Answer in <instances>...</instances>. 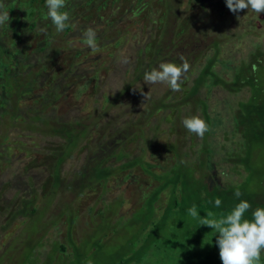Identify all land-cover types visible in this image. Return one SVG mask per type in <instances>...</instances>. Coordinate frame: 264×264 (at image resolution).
Returning <instances> with one entry per match:
<instances>
[{"label":"trees","instance_id":"obj_1","mask_svg":"<svg viewBox=\"0 0 264 264\" xmlns=\"http://www.w3.org/2000/svg\"><path fill=\"white\" fill-rule=\"evenodd\" d=\"M142 1L136 0L134 5H132L133 3L130 5L131 0H85L78 9L76 8L79 17L73 25L102 26L105 27L104 31L107 33L102 42L100 39H102L103 34L96 35L99 50L92 55L96 56V61L90 74L83 81L78 79L77 66L88 63L90 59L91 49L85 44L80 43L77 47H73L70 46L71 43H66L58 33H50L48 35L49 40L44 41L45 39L41 38L45 46L42 47V42L36 40L35 48L29 49L31 53L29 55L28 50L25 49L27 46L21 45L19 48L17 43L21 41H17L7 26H0V107L13 112L20 100L34 97L39 101L41 108L35 117L38 125L33 124V127L50 139V146L45 152V154L50 153L49 159L44 157L47 163L32 161L27 166L28 169L32 170L40 168L43 175L42 183L33 172L30 175V183L21 184L28 190L22 188L20 191L14 185L10 186V184L4 183L0 192L5 194H0V200L8 205H4L0 211L2 210V213H18L13 214V216H24L31 209L32 215H36L35 211L37 210L46 209L55 214L60 213V219L63 211H57L50 205L51 202L54 203L52 194L57 191L60 193V200H57L61 205H66L65 209L69 212L66 217V222L69 225L68 236L76 215L70 213L71 205H68L66 201L69 198L64 195V188L68 187L72 190L71 194L75 196V187H78L76 184H84L88 176L107 181L111 177H117L129 167L140 165L148 172L151 169V178L162 182L149 197L153 209L156 198L161 192L166 191L169 199L168 201L165 200L162 210L163 217L161 216L159 220H153V213H150V219L146 222L143 221V227L140 229L141 235L144 236L143 241L145 239L144 246L129 250L128 243H126L119 247L118 252L121 261L117 260V263L122 264L129 251L132 257L136 258V260H132V264H144L140 259L143 257L147 259L146 252L152 251L154 253V251L157 252L156 250L164 248L168 251L169 258L175 261V264L184 262L192 264L194 261L198 264H222L219 258V248L215 247L217 233L207 226H201L199 220L188 214V209L196 205L197 211L204 210L203 213L200 212L202 218H206V213L211 211L214 214L213 218L219 219L241 201H247L251 208L245 213V219L251 220L253 211L264 207V169L257 166L255 159L256 154L259 160H264V53L260 51L257 44H254L247 56L236 60V62L224 58L223 50L225 44L227 45L229 42L226 39L204 41L199 34L203 28L199 25L200 28L192 25L193 20L201 19L199 13L193 15L194 18L192 13L191 16L174 22L170 31L171 38L166 43L164 39L171 28L169 25L172 26V24L165 21L163 27L160 24L154 25L153 18H151L152 10L147 4L151 1L147 0L145 3ZM123 4H129L131 8L129 5L124 7ZM45 5L46 0H14V2L11 1L7 4L5 11L14 15L16 8L22 6L27 10L28 16H34L38 10V16H42L41 10H44ZM139 5L140 9L135 10V7ZM165 5L167 4L165 3ZM73 7V0H66V7L61 11H69ZM167 9L171 10L172 8L167 7ZM132 15L136 16V19L146 21L145 28L141 32L148 39L144 40L145 43H137L134 50L137 58L136 64L131 72L127 71L124 83L117 87L118 90L99 94L96 92V88L100 80L99 74L102 71L103 55L101 53H107L106 55L111 58L114 67L111 79L114 80L120 64L124 61L118 58L114 50L122 40L121 38H125L130 32L129 27L138 21H134ZM36 27L35 22L29 25L34 38L38 35L33 30ZM50 27L55 30V26L51 22L48 24V28ZM70 27L71 25L62 34L66 35L70 31ZM193 29H196L197 35ZM172 50L174 56L159 62V59L168 55V52ZM44 51L48 52L47 64H37L36 60L37 65L34 67L33 54ZM182 56L190 65L189 71L184 74L180 82L181 90L189 93L187 99L182 101L179 91L173 92L168 86L164 87L160 98L152 102L149 101L146 107L156 116L155 127L157 131H154L153 137L147 140L148 132L144 129L145 124L150 119L149 116L144 120L132 121L127 129H123L122 136L127 139L125 143L136 140V134L139 132L144 134L143 141L150 145L149 148L147 147L145 155L146 147L139 148V154L130 159L129 150L122 149L124 144L119 145L116 142L118 139L115 137V143H106L110 134L104 136L102 135L103 131L99 133L95 132L94 129L96 124L98 127H103L102 125L99 126V121L95 123L97 119H100L102 124L106 123L103 111L108 117L111 109H117L118 105L123 103L125 95L131 90L134 82L140 81L145 72H150L153 65H159L162 62L180 65ZM63 60L64 63L60 66ZM192 63L195 64L191 65ZM217 66H220V71L216 70ZM227 72H229L228 75ZM127 75H130V79L133 76V79L126 80ZM187 81L191 83V87L183 89L182 84ZM218 85L228 93V97H233L236 94V103L231 107L232 115L229 119L232 128L222 136V140L226 139L227 141L223 160L231 164V172L222 171V174L225 176L240 175L244 177V180L240 184L229 187L217 185L211 179V175L195 176L197 171L201 174L199 169L204 162V156L206 160L210 161L219 151L218 148L223 146L222 140H215L223 121L216 116H211L206 111V100L199 97V95L201 96L200 90H209ZM42 87H44L42 94H37L36 91ZM71 89L76 90L75 92H86L90 99H94V102L96 97L102 103L100 114L95 115L98 112L95 110L90 119L75 118L70 121L54 117V112L51 109L55 107V102L59 97L62 99L64 94ZM242 92L243 95L239 96L238 94ZM188 100L191 101L189 108L186 107ZM154 101H156L155 105L153 104ZM224 103L228 106L226 101ZM70 105L76 107L80 112L76 102H72ZM151 105L153 108H149ZM196 111L199 112L198 116L208 125L209 130L203 138L189 133L181 123L184 118L193 116L192 114ZM160 114L167 123L165 127H161L160 122L163 120ZM177 117L179 118L176 122ZM109 120L112 121L113 119ZM110 129L111 127L106 132ZM92 133L96 136H93L91 140ZM186 134L187 139L181 140ZM156 135L164 138V142L153 143ZM56 138L60 140H56ZM194 139L196 140L194 141ZM93 141L97 142L95 147L98 150L83 156L84 164L77 169L75 174H62V165L86 148L87 144L85 143ZM100 143L102 145L98 147ZM92 146L87 148L91 149ZM151 149L152 152H150ZM156 151L159 152L153 154ZM153 162L154 164H152ZM48 180L51 184H47ZM44 184H47L48 190H42ZM39 188L41 192H39ZM237 189L242 193L239 198L234 195ZM221 194L223 197H220ZM40 198L45 199L46 203L49 199L46 207H44V201L41 203L42 206L38 204ZM216 198L222 201L220 207L215 206ZM9 206L13 208V211ZM177 207L180 208L181 213L175 212L173 214L176 217L188 215L189 222L181 227L171 222L169 227L166 226L165 214L174 212ZM109 215L110 213H107V216ZM49 221L52 220H48V223ZM53 224H55L54 221L50 225ZM101 225H97L90 235L91 238L88 237L86 242L81 245H75L71 239H67V245L60 241H53L50 244L52 253L49 254L40 250V248H46V245L41 244L42 231L39 234L25 233L18 235V237L15 235L20 243L30 250L29 254L24 256L26 258L21 259L20 256L17 258V264H87L89 260L92 261V264H98L93 258L95 254H92L91 250L100 251L102 244L96 233L99 232L98 229ZM57 231L58 229L56 233ZM69 247L74 249L71 256L65 254L67 249L70 250ZM56 252L57 255L61 254L59 258L57 255L55 256ZM182 256H186V258L180 260L179 258H183ZM79 259L80 261H78ZM202 259L204 260L201 261ZM15 263L10 261V264Z\"/></svg>","mask_w":264,"mask_h":264},{"label":"rangeland","instance_id":"obj_2","mask_svg":"<svg viewBox=\"0 0 264 264\" xmlns=\"http://www.w3.org/2000/svg\"><path fill=\"white\" fill-rule=\"evenodd\" d=\"M14 0H0V3H3L5 6ZM98 1V0H97ZM141 1V0H140ZM147 0H143L142 3H145ZM147 4L151 7L152 15L151 18L154 22V25H162L165 21H169L171 28L165 36L166 43L171 38L170 31L173 28V23L176 21L182 20L186 16L195 15L199 13L201 19L198 21L193 20L192 25L200 26L203 28L200 31V36L204 41L211 39H226L229 43L224 47V58L236 62L241 58L247 56V53L251 50L252 45L257 44L260 51L264 53V13L257 15L256 13L249 12L247 9L232 13L226 6V0H150ZM85 0H73V9L71 10H62L68 11L70 14V19L68 24L71 25L70 31L63 35L58 33L60 37L66 41V43H71L70 46L77 47L80 43L84 44L82 41V32L88 28V24L84 25H73L78 19L79 14L77 9L82 5ZM136 0H131L129 3H134ZM165 3L167 5H165ZM128 4V5H129ZM17 5V1H16ZM123 4L124 7L128 6ZM129 5V8H131ZM121 6V4H119ZM167 7H171V10H168ZM6 8V7H5ZM5 8L3 10H5ZM77 8V9H76ZM140 5L135 7V10H139ZM26 9L22 6L16 8L14 15L9 13L10 20L4 24L7 26L10 33L14 34V37L17 41L18 47L21 48V45H26L28 54L30 55L29 49L35 48L36 40L41 41V38L45 39L44 41L49 40L48 35L50 33H57L52 27L48 28V24L51 22L47 18V8L44 6L42 16H38V12L34 16H28L26 14ZM46 15V17H45ZM239 17V19H238ZM134 21L138 20L135 24L129 27L130 32L126 35L115 48V53L119 59L124 60L118 70V74L115 76L114 80L111 79L114 72V67L111 62V58L106 55L107 53H101L103 59L101 61L102 71L100 72V80L98 81V87L96 92L99 94L102 92H115L118 90L117 87H120L126 78L127 71H132L133 67L136 64V57L134 50L137 46V43H145L144 40H147V36L141 32L145 27V20L136 19V16L132 15ZM194 18V17H193ZM82 19V18H81ZM197 20V19H196ZM201 21V23H199ZM33 22L36 23L37 27L33 28L37 32V36L34 38V35L29 29V25ZM150 26H152L150 24ZM198 26V28H200ZM96 31V35L100 36L103 34L102 42L105 39L106 32L105 27L102 26H89ZM41 28H46L47 32H41ZM193 32L197 35L196 29H193ZM225 41V40H224ZM42 42V47L45 46V43ZM24 48V47H23ZM122 49V50H121ZM121 50V51H120ZM169 54L163 56L159 59V62L165 58L174 56V51H169ZM94 52L91 51V56L88 63L79 64L77 66L78 79L86 80L87 76L90 74L93 64L96 61V56H92ZM189 56V55H188ZM34 67L37 64L46 63L48 59V52L34 53ZM37 60V64H36ZM65 60V59H64ZM61 62L60 66L64 63ZM39 61V62H38ZM163 63V62H162ZM195 63H192L193 65ZM159 65H153L151 70L158 68ZM220 67V66H219ZM218 66L216 70L220 71L221 69ZM150 70V71H151ZM229 72H227V75ZM130 79V75H127V79ZM133 79V76L130 80ZM167 85L156 84L148 85L144 83V75L140 81H135L131 90L125 95L124 101L121 105H118L117 109H111L109 111L108 117L103 111V116L105 117L106 123L102 124L100 119L98 124L94 126L95 132H102V135H109V140L106 142H111L110 144L115 143L114 137L118 140L116 142L119 145H122V149L129 150L131 153L130 159L139 154V148H145L144 155L146 150L150 145L146 144L144 139V134L137 133L136 140L127 141L123 137V129H127L132 121L145 119L149 116V121L145 124V130L148 132L147 140L154 134V131H157L155 127L156 116L148 109L147 103L150 101L160 98L161 93ZM183 89L191 87L189 81L182 84ZM37 90V94H42V89ZM69 90L65 93L63 98L55 102V107L51 109L54 112V117L63 120H73L75 118H86L90 119V116L97 110L98 112L95 115L100 114L102 110V103L95 97L90 99L86 92ZM73 92V93H71ZM181 100H186L189 96L188 92L179 91ZM201 99L206 100V111L211 116H216L219 119H222L223 125L217 131L215 140H222V136L225 132L229 131L232 128V125L229 122V119L232 115V108L236 103V94L233 97H228V93L223 90L221 86H215L209 90H200ZM239 96L243 95V92L238 94ZM190 99V98H189ZM224 101L227 102L228 106L225 105ZM76 102L77 106L80 108V112L76 107H72L70 104ZM155 102L153 104L155 105ZM186 107H191V101L186 102ZM39 101L34 97L23 98L13 109V112H10L6 108L0 107V188L6 184L10 186L14 185L15 188H19L21 191L24 186L21 184L30 183V175L33 172L37 179L40 178V183L43 181V175L40 172V168L37 169H28L27 166L33 161L35 163L45 161V156L48 158L50 153H46L47 148L50 146V139L41 134L39 130L33 127V124L38 125L35 120V117L38 110L40 109ZM149 108H153L151 105ZM48 110V109H47ZM7 111V112H6ZM158 113V112H157ZM161 115V114H160ZM193 116L199 115V112L196 111L192 114ZM113 119L110 121L109 119ZM179 117L176 118V122ZM160 122L161 127L167 126V123L163 119ZM179 126V124H178ZM110 131L106 132L108 128ZM180 127V126H179ZM180 129H182L180 127ZM121 137L119 138V136ZM96 135L92 133L90 137L91 140ZM187 139V134L181 138V140ZM56 140H60L56 138ZM196 139H194L195 141ZM164 142V138H160L156 135V139L153 143L160 144ZM226 139L222 140L223 146H220L219 151L212 157V159L206 160L204 156V162H202L200 173L197 171L195 176L201 175H211L217 185L229 187L232 185H237L242 183L244 180L243 176L233 174L231 176H225L222 174L224 172H231V164L223 160L225 156L226 149ZM6 143V144H5ZM92 143L94 144L92 146ZM57 145V143H54ZM87 147L93 148H84L79 154H75L71 160L66 161L61 168L62 174H75L77 169L84 164L83 156L89 155L92 151L98 150L95 147L97 144L96 141L85 143ZM102 145L101 143L98 147ZM184 145V142H182ZM148 147V148H147ZM104 148V147H103ZM94 149V150H93ZM153 149V148H152ZM152 149L150 152H152ZM159 151L154 152L157 154ZM176 152V151H175ZM96 154V153H94ZM256 164L258 167L264 169V160H259L255 154ZM50 161V160H49ZM154 164V162L152 163ZM199 166L197 167V169ZM151 169L148 171L144 170L142 166H132L122 171L117 177H111L107 181H102L94 176H88L87 180L84 181V184H76L78 187H75V196L71 194L72 190L68 187L64 188V195L69 199H66L68 205H71L70 213L75 214L74 224L70 230V234L67 236L68 224L66 222L67 212L66 205H61L58 201L60 200L57 191L53 193L54 203L51 202V206L56 208L57 211H63L59 219L60 213H52L51 210L40 209L35 211L36 215H32V209L28 213H25L24 216L13 214L18 213H2L0 211V264H10L11 262H16L17 258L20 256L21 259H24L25 255H28L30 250L26 248L24 244H21L18 235H24L25 233L39 234L42 231L43 238L41 244L46 245V248H40L44 253H52V246L50 245L53 241H60L67 245V239L71 242H74L75 245H81L86 242L90 237L91 233L94 232L95 227L99 224H102L99 227V232L96 233L97 238H100L102 246L100 251L91 250L92 254H95L93 257L98 264H118L117 260L119 259L118 248L128 243V249H137V247L144 246L145 239L141 235L143 221L146 222L150 219L152 214L153 220H159L163 214V207L165 205V200L168 201L169 195L166 191H163L156 198V203L153 206L150 205L149 197L156 191V187H159L162 182L155 178H151ZM79 173V172H78ZM79 175V174H78ZM22 179V180H21ZM47 180V178H46ZM47 184H51L50 181H47ZM47 184H44L43 189L48 190ZM25 190H28L24 188ZM23 189V190H24ZM52 190V188H51ZM39 192L41 189L39 188ZM1 195H4V192H0ZM0 195V196H1ZM220 197H223L221 194ZM58 199V200H57ZM159 200V201H158ZM180 200V199H179ZM177 200L179 203L180 201ZM45 202L46 207L48 205L49 199L46 203L45 199H39L38 204L41 205L42 202ZM5 204L4 201L0 200V209L3 208ZM39 206V207H40ZM64 207V208H63ZM13 211V208L9 206ZM174 212H168L164 216V221L166 226L169 227L170 222L175 225L178 224V227L184 226L189 222L188 215H179L176 217L173 213H181L179 207L176 208ZM66 211V212H65ZM203 209L198 211L203 213ZM107 213H110L107 216ZM229 213V212H228ZM31 215V216H29ZM163 217V216H162ZM52 220L49 221L48 220ZM106 220V221H105ZM152 220V221H153ZM55 222V224L50 225ZM105 221V222H104ZM150 226V225H149ZM141 228V229H140ZM58 229L57 233L56 230ZM140 229V232H138ZM17 235V237H15ZM23 238V237H22ZM165 243V242H163ZM166 244V243H165ZM217 248L218 246L215 245ZM92 248V247H91ZM65 252L66 255H70L74 252V249L69 247ZM81 250V249H80ZM82 251V250H81ZM157 252L152 251L146 252L148 255L147 259L141 258L144 264H175V261L169 258V253L166 249L160 248L156 250ZM20 252V254H19ZM90 252V253H91ZM57 252L55 253V256ZM57 255V258H59ZM185 259L186 256H182ZM132 260H136L135 257H132V254L128 251L125 255V260L122 261V264H132ZM202 259L201 261H203ZM80 261V259L78 260ZM84 264V263H81ZM182 264H191L190 262H184ZM192 264H198L194 261ZM261 264H264V254L261 256Z\"/></svg>","mask_w":264,"mask_h":264},{"label":"clouds","instance_id":"obj_3","mask_svg":"<svg viewBox=\"0 0 264 264\" xmlns=\"http://www.w3.org/2000/svg\"><path fill=\"white\" fill-rule=\"evenodd\" d=\"M47 18L55 26L57 33L65 31L69 27L70 14L61 11L66 7V0H46ZM226 6L232 13L247 9L249 12L260 15L264 13V0H226ZM6 6L0 3V26L10 20L9 13L3 10ZM239 19V17H238ZM41 32H47L41 28ZM84 44L92 52L99 50L96 43V31L88 27L82 32ZM180 65L163 62L158 68L145 72L144 83L148 85L164 84L173 92L181 90L180 82L185 73L190 69L187 60L182 56ZM183 127L191 134L203 138L209 130L207 123L197 116L186 117L181 121ZM234 195L239 198L242 193L237 189ZM215 206L220 207L222 201L215 199ZM251 208L247 201L238 203L229 213L219 219L213 218L211 211L202 218L196 205L188 209V214L199 220L201 226L213 229L216 235V245L219 248V258L222 264H261V256L264 254V207L257 208L252 213V219H245V213ZM92 264V261H87Z\"/></svg>","mask_w":264,"mask_h":264}]
</instances>
